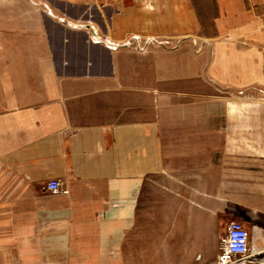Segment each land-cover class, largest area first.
Masks as SVG:
<instances>
[{
    "label": "crops",
    "instance_id": "obj_1",
    "mask_svg": "<svg viewBox=\"0 0 264 264\" xmlns=\"http://www.w3.org/2000/svg\"><path fill=\"white\" fill-rule=\"evenodd\" d=\"M231 220L264 264V0H0V264H223Z\"/></svg>",
    "mask_w": 264,
    "mask_h": 264
},
{
    "label": "built area",
    "instance_id": "obj_2",
    "mask_svg": "<svg viewBox=\"0 0 264 264\" xmlns=\"http://www.w3.org/2000/svg\"><path fill=\"white\" fill-rule=\"evenodd\" d=\"M78 26H83L79 24ZM47 188L52 192L60 191V182L50 179ZM249 253V232L239 220H231L228 223L225 236L220 242V259L223 264H228L233 257H243Z\"/></svg>",
    "mask_w": 264,
    "mask_h": 264
},
{
    "label": "rangeland",
    "instance_id": "obj_3",
    "mask_svg": "<svg viewBox=\"0 0 264 264\" xmlns=\"http://www.w3.org/2000/svg\"><path fill=\"white\" fill-rule=\"evenodd\" d=\"M56 30V29H55ZM56 35H59V32L57 31Z\"/></svg>",
    "mask_w": 264,
    "mask_h": 264
}]
</instances>
